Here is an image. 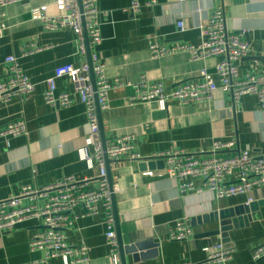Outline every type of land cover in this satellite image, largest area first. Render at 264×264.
<instances>
[{
  "label": "crops",
  "instance_id": "0c3cea01",
  "mask_svg": "<svg viewBox=\"0 0 264 264\" xmlns=\"http://www.w3.org/2000/svg\"><path fill=\"white\" fill-rule=\"evenodd\" d=\"M54 1L20 0L4 10L10 27L0 36V80L7 66L5 58L14 55L36 83V89L0 105V129L19 117L28 129L27 135L0 138V201L18 195L24 186L42 188L68 175L88 179L90 189L99 186L100 169L94 146H87L91 162L81 158L80 149L86 146L89 124L86 105L75 93L72 80H57L59 92L72 94L71 106H51L44 100L45 80L58 65L80 66L91 59L85 36L86 51L82 52L80 39L71 28L49 31L31 20L29 10L33 6L49 4V12L57 14ZM140 1V12L133 14L129 9L132 0H97L102 42L95 49L90 48L91 55L97 52L103 58L110 80L118 77L131 83L110 92L109 108L100 109L106 141L131 133L135 136L133 151L149 158L172 148L211 156L214 140L235 139L233 148L219 154L231 156L250 146L254 156H264V110L254 95L242 96L236 105L231 93L220 89L210 103L182 105L170 100L165 110L157 102L128 104L135 94L134 84L143 77L149 82L162 81L167 90H172L179 82L200 80L199 72L206 67L221 84L214 73L215 59L195 61L184 51L153 58L150 51L151 39L167 46L177 42L198 44L199 26L216 8L223 9L229 31L246 32L243 38L250 44V52L239 63L240 76L248 71L264 73V0H157L154 5H145L148 0ZM199 6L202 9L197 12ZM180 15L186 26L183 32L176 25ZM32 42L43 49L25 51ZM139 163L112 160L110 172L123 243L151 240L143 251L148 257L146 264H216L206 260L203 248L220 241L237 249L226 264H264V257H252L253 249L264 243V185L249 193L218 199L208 190L181 192L178 179L165 174L162 163L153 167H141ZM147 171L153 174L145 175ZM193 180L201 183L199 179ZM30 203L25 199L22 205ZM252 203L255 210L239 217H246L248 223L243 220V225L230 230L229 241L221 235H205L219 226L215 221L206 222L205 217ZM180 219L189 221L194 236L171 240L168 235ZM41 228L38 220L31 219L18 223L11 232H0V264H34L41 259L44 252H32L29 248L30 239ZM106 231L104 209L96 215L80 217L66 231L70 244L89 247L88 262L79 264H112ZM126 259L133 264L131 254ZM48 264L65 263L57 257Z\"/></svg>",
  "mask_w": 264,
  "mask_h": 264
},
{
  "label": "built area",
  "instance_id": "2783aa9c",
  "mask_svg": "<svg viewBox=\"0 0 264 264\" xmlns=\"http://www.w3.org/2000/svg\"><path fill=\"white\" fill-rule=\"evenodd\" d=\"M20 0H0V36L10 27L6 12L10 4ZM180 3L188 0H179ZM157 0H148L145 5H154ZM57 14L49 12V4H42L30 8V18L40 22L46 30L58 31L71 28L80 39V50L86 51L83 41L84 31L87 32L89 47L95 49L102 42L100 10L97 0H55ZM140 0H132L130 11L140 12ZM201 6L196 10L201 11ZM179 32L186 30L183 16L180 15L176 23ZM200 41L198 44L177 42L163 45L157 40H150V51L153 58L188 52L195 61L215 59V75L220 79L218 85L215 76L206 67L201 69L200 80L179 82L172 90H167L162 81L149 82L142 78L134 84L135 94L128 100L129 105L137 102H157L165 110L170 100L179 104L210 103L215 92L222 90L232 95L236 105L244 95L256 96L258 106L264 110V73L248 71L245 76L239 74L240 61L248 56L250 44L243 38L245 31H229L226 16L222 8H216L208 16L204 24H200ZM34 42L31 43L29 53L42 50ZM92 71L97 87V100L100 109L109 108V95L113 90L124 88L131 83L121 78L110 80L106 71V63L97 52L91 55ZM7 64L4 78L0 80V105L10 103L15 97L32 94L36 89L33 82L20 66L14 55L5 58ZM90 64L85 62L80 66L71 63L58 65L52 76L46 78L44 100L51 106L69 107L73 103L70 92H59L57 80L68 77L74 84L75 93L86 105L89 134L86 146L80 149L81 158L91 162L87 146L93 145L95 158L99 166V186L88 188V179H77L68 175L60 180L51 182L42 188L24 186L21 192L0 201V232H11L21 222L36 219L42 228L30 239L29 248L32 252L42 251L44 256L34 264H48L52 258L60 257L65 264L86 263L89 260V247L86 244H70L66 231L72 229L75 221L80 217L98 214L105 211V225L107 228V244L111 251L112 264H121L118 251L115 214L112 205V192L107 178V167L104 150L100 138L99 117L95 103L94 91L91 83ZM28 129L23 118H18L0 129V138L27 135ZM135 136L131 133L119 136L115 141H106V153L109 159L141 160L140 154L133 151ZM8 144L9 141L7 140ZM235 139L214 140L212 155L202 156V153H188L184 150L172 148L155 157L164 158V173L177 178L181 192L208 190L216 198L236 196L249 193L255 187L264 185V156H254L251 147L246 146L231 156L220 155L221 151L235 146ZM145 175L153 172L147 171ZM193 179L201 180L196 184ZM31 201L22 205L23 200ZM42 201V203H40ZM171 240H187L194 236V231L187 219H180L169 233ZM235 247H226L223 242L209 244L203 248L206 260L216 264H226L236 253ZM254 260L264 257V243L256 246L252 251ZM181 264H195L184 262Z\"/></svg>",
  "mask_w": 264,
  "mask_h": 264
},
{
  "label": "water",
  "instance_id": "95a60500",
  "mask_svg": "<svg viewBox=\"0 0 264 264\" xmlns=\"http://www.w3.org/2000/svg\"><path fill=\"white\" fill-rule=\"evenodd\" d=\"M78 1H79L80 8L82 9L81 0H78ZM84 36L86 38V46H87L88 54H89V56H91V49L89 47V41H88V36H87L86 31H84ZM89 64H90V68H91V71H90L91 83H92V87H93V91H94L95 103L97 106V113L99 116V130H100L101 142H102V147L104 150L105 163L107 166V178H108V182H109L110 191L112 192V205H113V211L115 214L117 239H118V247H119V252H120L121 264H128L127 259H126L127 254L132 255L133 264H146L145 261L148 259V257L146 254H144L143 251L150 245L151 240L125 245L123 243V239L121 236V230L119 227L118 210H117L115 193H114V183H113V179H112L111 172H110V163L112 160L109 159V157L106 153V138H105L104 129H103L102 120H101L100 107H99L98 100H97V93H96L97 87L95 84L94 73L92 71L91 59H89ZM139 161H140L139 164L141 167H144L145 165H148L149 167H153L157 163H162V165L165 166L164 158H159V157L143 158ZM255 206L256 205L253 203L250 205L245 204V205L236 206L234 208H227V209L218 210V211L211 213L209 215V217H205L204 219L206 220V222L209 220H210V222H214V221L218 222L219 226L217 229L209 231L205 235H207V236L221 235L223 237H226L225 241H229L227 239V237H229L228 232L230 230H232L233 228H238L239 225H243L244 221L246 224L249 221V220H247L246 217L244 219H241L239 217L243 216L245 214H248L252 210H255V208H256ZM256 217L257 216L255 215L254 218H256ZM153 243H155V242H153Z\"/></svg>",
  "mask_w": 264,
  "mask_h": 264
}]
</instances>
